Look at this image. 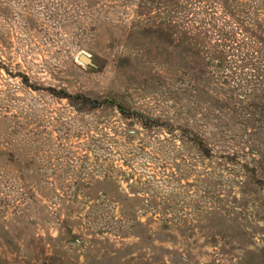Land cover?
I'll use <instances>...</instances> for the list:
<instances>
[{"label": "rangeland", "instance_id": "obj_1", "mask_svg": "<svg viewBox=\"0 0 264 264\" xmlns=\"http://www.w3.org/2000/svg\"><path fill=\"white\" fill-rule=\"evenodd\" d=\"M0 264H264V0H0Z\"/></svg>", "mask_w": 264, "mask_h": 264}, {"label": "trees", "instance_id": "obj_2", "mask_svg": "<svg viewBox=\"0 0 264 264\" xmlns=\"http://www.w3.org/2000/svg\"><path fill=\"white\" fill-rule=\"evenodd\" d=\"M58 95H60L61 97H68L70 99H74V98H84L85 97L82 94L72 95L69 92H67L66 90H62L61 92L59 91L58 92ZM97 102L98 103H103V102L112 103L114 105H117L122 110V112H124V113L127 112L126 111V108L120 102H118V100H115V99H106V100L97 101Z\"/></svg>", "mask_w": 264, "mask_h": 264}, {"label": "water", "instance_id": "obj_3", "mask_svg": "<svg viewBox=\"0 0 264 264\" xmlns=\"http://www.w3.org/2000/svg\"><path fill=\"white\" fill-rule=\"evenodd\" d=\"M79 58H80V60H81L82 62H84V63H86V64H92V65L94 64L91 55H89V54H87V53H82V54L80 55Z\"/></svg>", "mask_w": 264, "mask_h": 264}]
</instances>
